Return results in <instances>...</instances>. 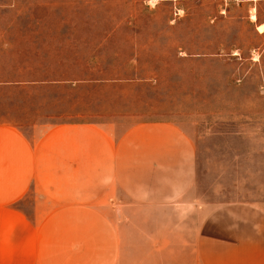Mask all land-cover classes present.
Listing matches in <instances>:
<instances>
[{
	"label": "rangeland",
	"instance_id": "374dc122",
	"mask_svg": "<svg viewBox=\"0 0 264 264\" xmlns=\"http://www.w3.org/2000/svg\"><path fill=\"white\" fill-rule=\"evenodd\" d=\"M260 21L264 0H0V122L30 136L67 121L115 136L141 121L181 126L195 183L155 218L170 221L171 250L193 252L215 208L264 209Z\"/></svg>",
	"mask_w": 264,
	"mask_h": 264
},
{
	"label": "crops",
	"instance_id": "0c3cea01",
	"mask_svg": "<svg viewBox=\"0 0 264 264\" xmlns=\"http://www.w3.org/2000/svg\"><path fill=\"white\" fill-rule=\"evenodd\" d=\"M104 128L52 122L30 136L0 122V264H264V209L247 203L212 210L195 251L171 250L170 221L155 216L189 192L197 169L181 126Z\"/></svg>",
	"mask_w": 264,
	"mask_h": 264
},
{
	"label": "bare ground",
	"instance_id": "6f19581e",
	"mask_svg": "<svg viewBox=\"0 0 264 264\" xmlns=\"http://www.w3.org/2000/svg\"><path fill=\"white\" fill-rule=\"evenodd\" d=\"M252 18H253V19H255V18H256V15H255V14H253ZM263 28H264V26H263V25H260V26H259V29H260V30H263Z\"/></svg>",
	"mask_w": 264,
	"mask_h": 264
},
{
	"label": "trees",
	"instance_id": "16d2710c",
	"mask_svg": "<svg viewBox=\"0 0 264 264\" xmlns=\"http://www.w3.org/2000/svg\"><path fill=\"white\" fill-rule=\"evenodd\" d=\"M71 80L73 81V79H68V80H66V81H71ZM74 80H76V79H74Z\"/></svg>",
	"mask_w": 264,
	"mask_h": 264
}]
</instances>
